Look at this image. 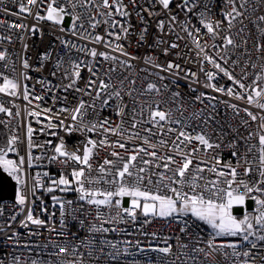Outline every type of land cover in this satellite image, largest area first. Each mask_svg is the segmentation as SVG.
Returning a JSON list of instances; mask_svg holds the SVG:
<instances>
[{
    "label": "built area",
    "instance_id": "2783aa9c",
    "mask_svg": "<svg viewBox=\"0 0 264 264\" xmlns=\"http://www.w3.org/2000/svg\"><path fill=\"white\" fill-rule=\"evenodd\" d=\"M47 2L48 0H38L37 4L30 5L28 0H0V51H7V59L0 61V72L9 78H18L22 85L27 84L29 90L28 100L23 98V88L15 97L0 93V103L12 110L11 116L0 113V126L5 132L7 141L13 135L20 138L17 145L19 155L27 158L29 124L34 129V144L44 145L32 149L33 156L41 158L39 163L34 159L31 168L25 164L28 172V187L23 191L29 203L23 207V211L16 202L15 196L13 199H0V264H32L36 260L41 261L42 264H81V262L82 264H244L245 261L246 264H264V242L256 243L254 238H250L252 243H256V247L253 248L251 244L245 242L238 250L240 255L233 254L232 249L214 250L208 244L211 239L209 235L211 229L203 222L195 221V218L188 219L185 224L181 222L180 217L145 218L138 211L135 221L125 216L126 222L109 224L106 222L108 210L101 207L99 212L105 217L103 226L109 230L92 232L90 224L99 226L102 222L96 218L98 210L95 206L80 201L79 193L75 191L61 192L58 188L53 192L46 190L51 186L49 177L59 179L61 174L69 175L72 168L77 167L71 161L68 166L59 162L49 163L48 157L54 154V146L59 143L60 137H63L68 151L78 154H82L83 146L89 138L97 142L107 139L108 145L95 149L92 160L93 177L100 175L98 165L102 164L104 159H114L111 156L112 151H118L122 156L129 154L125 149L109 146L117 142L124 143L129 150L141 146L147 148L148 146L143 144L144 138L147 137L151 143L157 145V162L159 157L173 154L176 134L169 132V128L183 130L192 136L203 132L208 134L213 142L220 143V149L216 151L209 149L207 155L202 151L193 161L191 171L195 170L198 163L200 167L206 169L202 184L216 178L207 171L211 167L212 156L219 155L222 163L230 161L235 166L236 158L232 156L234 149L229 145L234 141L238 143L236 149L238 155L245 152L247 147L258 145L259 120L252 121L244 109L247 108L258 117L264 115V110L248 104L247 92L240 89L235 80H229L205 60V54L212 56L222 67H226L236 80H241L246 86L253 84L255 77L264 70V52L256 47L257 44L264 43V39L253 24L258 16L264 15V0H235L236 7L244 12V16L232 20L231 23L224 15L231 11L228 0H188L189 6L193 9L191 12L180 11L175 6L182 0H173L170 11L164 10L159 0H122L128 16H121L113 9V18L128 28L127 39L124 38L123 33H120L119 27L115 29L109 27L111 21L109 24L100 23L95 28L90 27L89 17L92 14L107 11L103 8L97 10L94 6L77 8L76 11L81 14L84 23V28H80L81 21L77 22V35L73 36L67 31L71 24L69 17L64 20L65 31L62 32L60 26L53 22L37 18V13L46 16ZM100 2L101 0H93L94 4ZM21 3L30 7L31 13L21 11ZM60 3L63 4L64 0H60ZM109 3L112 4V0H109ZM242 3L245 5L243 8L240 7ZM68 11H71V8ZM173 15L177 19L170 23V17ZM96 19L103 20L104 17L97 15ZM201 19L212 23L214 31L208 32ZM161 21H164L163 30L159 27ZM108 32L119 33V44L136 59L130 60L131 67H126L119 61L113 63L99 55L95 58L93 67L98 69L97 76L110 83L113 88L120 89L122 97L119 101L115 98L109 101V104L101 110L100 100L95 99L94 94L91 96L84 94L86 82L96 77L91 76L83 65L82 78L76 84V88L80 89L79 92L75 89L65 91L61 85L66 86L70 83V80L63 75V72L69 69L70 59L84 63L92 61V57L85 54L82 46L89 50L96 48L98 53L108 52L110 55L118 56L120 60L127 59L106 46L105 42L110 39L116 42L114 36H109ZM142 34L145 36L144 40H140ZM96 35L103 36L104 40L100 43L94 42ZM82 36L87 38H81ZM229 36L233 39L234 45H226V38ZM63 40H70L76 46L75 49L70 50L65 47L62 44ZM197 43L200 48L197 47ZM172 44L177 46L173 48ZM201 48L204 51H201ZM45 53L51 54L50 59H44ZM58 57L63 60L62 68L57 67ZM145 57H151L154 63L165 67L168 63H172L179 65V68H174L172 71L161 70L154 67V63L146 62ZM24 59L28 60L30 65L28 69L23 67ZM253 64L256 65L255 68L252 67ZM113 67L115 71H110ZM52 72L56 75H52ZM209 72L216 74L212 81L207 79ZM25 75L30 79L25 80ZM108 76L111 77L110 81ZM149 83L156 84L159 92L148 91ZM212 83L217 87L225 88V91L217 92L212 87H206L207 84ZM256 84L264 88V81H256ZM228 88H232L234 93L244 95L245 99H237L235 94L228 95ZM92 91L88 89V92ZM176 93L179 95H175ZM81 99L86 105L92 103L96 105L95 109L86 107L82 114V123L91 127L92 124H98L107 118L109 125L105 127L115 128L116 125H121L125 130V137L128 131L139 132V136L129 141L110 132L104 134L99 129L77 130L69 134L63 127L58 126L54 129L48 127L49 123L58 124L60 120H63L65 125H72L71 111L78 106ZM117 102L120 105L123 124H121V116L116 115L115 112ZM156 104H159L160 110L170 111L172 118L179 119L181 124H169L163 121L160 122L163 126L161 130L150 119V111L155 109ZM233 104L237 105L235 109L231 107ZM64 109L67 111H63ZM17 111H19L18 116ZM31 112H39L40 115L39 117L29 115ZM50 116L51 121H49ZM133 117L141 121L135 129L132 128ZM76 123L79 124L81 121ZM146 129H151V132ZM53 132L56 135H52ZM254 132H257V135L252 136L251 139H241ZM162 140H167L168 143L161 145ZM48 141L51 143L49 144ZM192 146L199 147L198 142L194 141L187 150ZM140 155L144 159L149 158L146 153ZM254 156H258L255 149L248 155V160L255 169L257 164L253 161ZM9 158L15 159L16 153H9ZM175 158L180 160L178 156ZM205 160L209 163H203ZM240 163L244 165L243 158ZM159 171L165 170L154 166L149 169L151 174ZM37 172L48 173L49 177L41 176L44 187L38 186L33 195L32 178ZM238 173V178H244L243 168H239ZM186 178L190 180L191 176ZM246 179L251 180L253 176L250 175ZM98 186L107 187L104 184ZM18 190L21 189L17 184L15 195ZM69 192L73 193L70 197L67 196ZM53 196L59 197L62 201L74 202L70 208H65L67 217L64 224H61L60 205L52 200ZM123 203L125 207L129 206V199L125 198ZM247 207L253 211L254 202L249 200ZM45 208L47 211H43ZM29 209H32L35 218L43 219L46 223L35 225L27 222L26 215ZM111 211L115 215L116 209L113 208ZM239 240V237H216L213 243L219 248L221 243ZM164 247H170L171 251L169 253L156 251ZM60 248L66 251L60 252ZM201 249L203 251H200ZM117 250L118 257L113 259L110 254ZM245 251L250 253L249 256L242 255ZM225 252L228 253L227 256L224 255Z\"/></svg>",
    "mask_w": 264,
    "mask_h": 264
},
{
    "label": "snow or ice",
    "instance_id": "6c2138e0",
    "mask_svg": "<svg viewBox=\"0 0 264 264\" xmlns=\"http://www.w3.org/2000/svg\"><path fill=\"white\" fill-rule=\"evenodd\" d=\"M38 0H28V4L35 5ZM159 4L164 10L170 11V5L173 4V0H159ZM228 5L231 8V11L224 13L228 17V22L231 23L232 20H235L238 17H243L244 12L238 10L235 4V0H228ZM95 7L97 10L103 8L107 11L97 12L92 14L89 17V26L92 28L97 27L100 23L109 24V27L115 29L119 27L120 33L124 34V38L127 39L128 28L122 24H119L118 21H115L113 18V9L116 13H119L121 16H128V12L125 10V7L122 3V0H112V4L109 3V0H101L100 3H93V0H64V3L61 4L60 0H48L46 5V16H42L37 13V18L40 20L47 19L48 21L53 22L54 24L60 26V30L65 31L63 24L66 17L71 19L70 27L67 29L71 35H77L78 21H81L79 24L80 28H84V23L82 22V16L76 10L78 7L92 8ZM180 11H193L192 7L189 6L188 0H182V2H177L175 5ZM245 5L242 3L240 5L243 8ZM71 8V11L68 9ZM20 9L23 12L31 13V8L26 7L25 4H20ZM104 17L103 20L96 19V16ZM202 16V14H201ZM176 16L170 17V23L176 21ZM201 23L204 24V27L208 32H213L214 28L212 23L205 22L201 19ZM219 23V22H218ZM254 26L261 33L262 39H264V15L257 17L256 21H253ZM11 27V26H10ZM23 27V25H20ZM161 30L164 28V21H161L159 24ZM35 30V28H33ZM243 29H241L242 31ZM147 29L144 30L146 32ZM197 31H199L197 29ZM109 36H114L115 43L113 40L106 41V46L112 48L114 52H119L122 56L127 59L120 60L116 55H110L108 52H97L96 48L86 49L84 48L85 54L92 57V61L84 63L83 61L78 60H69V69L63 72V75L66 76L70 83L64 87V90L75 89L79 92L80 89L76 88L77 82L82 78V65L83 68H86L91 76H95L96 79H89L86 82L84 94L93 95L95 99L100 100L101 110L104 106L109 104V101H112L114 98L119 101L121 97V91L118 88H113L110 83L105 82L104 79H101L97 76L98 69H94L93 62L95 58L99 55L104 58V60H110L113 63L119 61L126 67H131L130 60L136 59V57H131L130 54L125 50L123 46L119 44L120 34L115 32H108ZM87 38V37H81ZM145 36L142 34L140 40H144ZM104 40L103 36L96 35L94 37V42L100 43ZM195 42V41H194ZM163 43V41H159ZM246 43V41H245ZM62 44L69 48L70 50L75 49V45L71 43L70 40H63ZM226 45H234V41L231 36L226 38ZM177 45L172 44L171 47L175 48ZM197 47L200 48V45L197 43ZM258 50L264 52V43H259L256 45ZM167 50L165 49V52ZM201 51H204L201 48ZM51 54L45 53L44 59H50ZM7 59V51H0V61H5ZM146 62L154 63L153 58L145 57ZM205 60L210 62L220 73H223L229 78V80H235V83L239 85L240 89H243L247 92V103L255 105L257 108L264 110V88H261L256 84V81H264V70L261 74H258L255 77L253 84L247 85L242 83L241 80H236L232 73L226 67H222L212 56L205 54ZM63 60L58 57L57 67L62 68ZM7 67V65H5ZM23 67L28 69L30 67L28 60L24 59ZM154 67L160 68L161 70L172 71L174 68H179V65H173L168 63L166 67L164 65L154 63ZM253 68L256 67L255 64L252 65ZM14 70V69H13ZM110 71H115L113 67ZM52 75H56L55 72H52ZM215 73H207V79L212 81L215 79ZM0 93H6L9 96H17L21 88H23V98L25 100L29 99V90L27 84H21L18 78H9L3 72H0ZM25 80L30 79L29 76L25 75ZM163 79V77H161ZM108 80H111V77L108 76ZM98 81V83H97ZM122 83V82H121ZM135 83V81H132ZM206 87H212L217 92H224L225 88L217 87L216 84H207ZM88 89H92V92H88ZM111 89V91H110ZM148 91L159 92L156 84L149 83ZM131 95V93H128ZM228 95L235 94L237 99H245V96L240 93H234L232 88L227 89ZM175 95H179L176 93ZM200 99V97H197ZM86 107H91L95 109V103L86 105L85 102L81 99L78 106L72 109L71 111V120L73 121L72 125H65L63 120L58 121V124L49 123V128L63 127L66 132L71 134L73 131L77 130H87V131H97L102 130L104 134L112 133L114 135H119L122 138H125L129 141L133 140L134 137L139 136V132L128 131V135L125 137V130L121 128V125H116L113 127H105L109 125L107 118L103 119L98 124H92L89 127L88 124L82 123L83 112ZM127 107V105H125ZM232 108H236L237 105H231ZM151 108V105H150ZM63 111H67L64 109ZM247 115L251 118L252 121L259 120L258 124V145L253 144L247 147L246 151L238 155L237 148L238 143L234 141L230 147H233L232 156L236 158V165L229 161L227 163H222L219 155H214L211 158V167L207 169L208 172L214 174L216 177L214 180L205 181L203 184L201 181H204L203 173L206 171L205 168L200 167L199 163L196 165L195 170L191 171V166L193 165L194 159H197V154L204 152L207 155V150L211 149L216 151L220 149V143L213 142L210 136L206 133H198L195 136H192L190 133H186L183 130L177 131L176 129L169 128V132H174L176 134V141L173 142L174 153L167 154L165 156L159 157V162H157L158 150L157 145L149 141L147 137L144 138L143 144L148 147L143 146L136 149L129 150L126 148L124 143L117 142L114 145H109L113 148L125 149L129 154L122 156L118 151H112L111 156L114 159H104L102 164L98 165L99 176L93 177L92 172L93 164L92 160L95 155V149L97 147H104L108 145L107 139L100 140L97 142L93 139H88L87 143L83 146L82 154L77 152H70L67 150L65 141L63 137L59 138V143L54 146V154L48 157L49 163L59 162L65 166H68L69 161L77 165L73 167L69 175L61 174L59 179L49 177L48 173H39L37 172L32 178V193L35 194L37 187H44V184L41 182V176L49 177L51 181V186L47 187L48 192H53L57 188L61 192L75 191L79 193V200L87 202L88 205L95 206L97 208L96 218L101 222L99 226L96 224H90V230L92 232H107L109 229L103 226V221L105 217L101 215L99 209L101 207L106 208L107 219L106 222L109 224L112 223H123L124 217L127 216L130 220L135 221L137 218L138 211L145 217H160V218H176L180 217L181 222L187 224V220L190 218H195V221L203 222L204 225L211 229L208 244L214 250H219L220 248L232 249L233 254L240 255L238 251L245 242L251 244V247H256V243L264 242V115L259 117L253 112L249 111L247 108L244 109ZM116 115L121 116V124H123V116L120 112V105L117 102L115 104ZM0 113H6L9 116L12 115V110L8 107H5L0 103ZM16 115H19L17 111ZM29 115L39 117V112H31ZM52 117H49L51 121ZM150 119L153 123L157 124L161 130L163 126L160 122L167 121L169 124L175 123L177 125L181 124L179 119H173L170 111H162L159 108V104H156L155 109L150 111ZM77 121L81 123L77 124ZM141 121L133 117L132 128L135 129ZM33 131L31 124L27 127V158L24 155H19V148L17 147L20 138L16 135H13L7 141V144L3 147H0V167L12 176L19 188L15 195V200L19 206H21V211L23 207L26 206L29 201L26 193L23 189L28 187V172L25 169V164L29 168L33 167V160L35 159L39 163L40 157H34L32 154V149L34 147H44V145L34 144L33 142ZM146 131L151 132V129H146ZM257 132L249 133L248 137H241V139L248 140L252 136L257 135ZM52 135H56L55 132ZM183 138V139H181ZM198 142L199 147L192 146L190 150H187L190 145H193V142ZM50 144L51 141H48ZM161 145H166L167 140H162ZM183 145V147H181ZM148 149H151L149 151ZM258 153V156L253 157V161L256 162L257 166L254 169L252 162L248 160L249 153H252L253 150ZM9 153H16V158H9ZM141 153H146L149 157L144 159L141 157ZM179 157L178 161L175 157ZM244 159V165H241L240 160ZM139 161V162H138ZM203 163H209L205 160ZM157 169L163 168L165 171H159L154 174L149 172L151 167ZM243 168V177L238 178L239 173L238 169ZM86 172L88 175H86ZM168 173H171L169 175ZM253 176V179H246L249 176ZM191 176V179L186 177ZM71 177V178H69ZM104 184L107 185L105 188H101L98 185ZM220 185H223L221 187ZM129 199V206H124V199ZM52 200L60 205V216L61 224H64L67 214L65 208H70L74 203L70 200H61L57 196H53ZM251 200L254 202V210L250 214L247 210L243 213L242 216H237L233 213V208L235 206H244L247 209V202ZM116 209L115 215L112 213V209ZM47 211V209H43ZM26 221L31 222L35 225H44L45 220L35 218L33 215L32 209H29L26 215ZM147 222V221H146ZM115 231V229H113ZM184 231V229H181ZM216 237H239L240 240L229 241L221 243L219 248L213 243ZM250 238H254L256 243H252ZM115 248V245H113ZM60 252H65L66 249L60 248ZM127 251V249H125ZM156 251L169 253L171 251L170 247H164L156 249ZM200 251H203L201 249ZM119 251L111 253L113 259L118 257ZM211 254V253H209ZM249 252L245 251L242 253L243 256H249ZM225 256L228 255L227 252L224 253ZM32 264H42L41 261H33ZM82 264V262H81ZM246 264V261L244 262Z\"/></svg>",
    "mask_w": 264,
    "mask_h": 264
},
{
    "label": "water",
    "instance_id": "95a60500",
    "mask_svg": "<svg viewBox=\"0 0 264 264\" xmlns=\"http://www.w3.org/2000/svg\"><path fill=\"white\" fill-rule=\"evenodd\" d=\"M15 190L13 179L0 168V199H13ZM247 210L252 211L250 207H247Z\"/></svg>",
    "mask_w": 264,
    "mask_h": 264
},
{
    "label": "rangeland",
    "instance_id": "374dc122",
    "mask_svg": "<svg viewBox=\"0 0 264 264\" xmlns=\"http://www.w3.org/2000/svg\"><path fill=\"white\" fill-rule=\"evenodd\" d=\"M1 169H2V171H4L3 170V168L2 167H0ZM5 172V171H4ZM6 173V172H5ZM6 174H8V173H6ZM9 175V174H8ZM10 176V175H9ZM11 178H13L12 176H10ZM14 179V178H13ZM247 204H248V202H247ZM245 210H247V209H245V207L244 206H235L234 208H233V213L235 214V215H237V216H242L243 215V213L245 212ZM248 211V210H247ZM250 214L252 213V212H250V211H248Z\"/></svg>",
    "mask_w": 264,
    "mask_h": 264
},
{
    "label": "trees",
    "instance_id": "16d2710c",
    "mask_svg": "<svg viewBox=\"0 0 264 264\" xmlns=\"http://www.w3.org/2000/svg\"><path fill=\"white\" fill-rule=\"evenodd\" d=\"M6 143H7V138H6L5 132L2 129V127L0 126V147L5 146ZM71 194H73V193L69 192V193H67V196L70 197ZM76 197L78 198V196H76ZM250 212H253V211H250Z\"/></svg>",
    "mask_w": 264,
    "mask_h": 264
},
{
    "label": "bare ground",
    "instance_id": "6f19581e",
    "mask_svg": "<svg viewBox=\"0 0 264 264\" xmlns=\"http://www.w3.org/2000/svg\"><path fill=\"white\" fill-rule=\"evenodd\" d=\"M12 179H13V178H12ZM13 181H14L15 185H17V182H16V180H15V179H13Z\"/></svg>",
    "mask_w": 264,
    "mask_h": 264
}]
</instances>
